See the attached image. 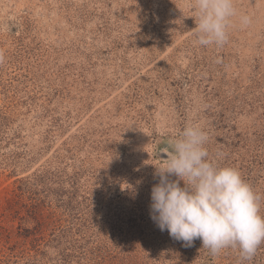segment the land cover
Wrapping results in <instances>:
<instances>
[{
	"label": "rangeland",
	"instance_id": "374dc122",
	"mask_svg": "<svg viewBox=\"0 0 264 264\" xmlns=\"http://www.w3.org/2000/svg\"><path fill=\"white\" fill-rule=\"evenodd\" d=\"M191 3L0 0V264H264L150 218L186 126L264 216V0H234L222 47L195 42Z\"/></svg>",
	"mask_w": 264,
	"mask_h": 264
},
{
	"label": "clouds",
	"instance_id": "9594fccd",
	"mask_svg": "<svg viewBox=\"0 0 264 264\" xmlns=\"http://www.w3.org/2000/svg\"><path fill=\"white\" fill-rule=\"evenodd\" d=\"M191 8L195 42L222 47L237 15L234 0H192ZM240 19L244 25L250 22L246 15ZM207 139L199 127L186 126L172 140L163 167L156 168L159 179L150 192V218L185 247L199 239L213 256L232 247L242 261L251 260L264 244L260 198L238 170L209 159Z\"/></svg>",
	"mask_w": 264,
	"mask_h": 264
}]
</instances>
